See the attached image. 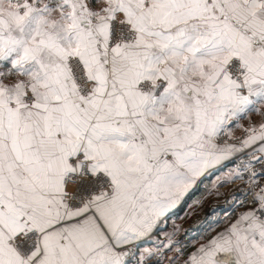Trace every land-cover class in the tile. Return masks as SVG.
Returning a JSON list of instances; mask_svg holds the SVG:
<instances>
[{"label": "snow or ice", "instance_id": "snow-or-ice-1", "mask_svg": "<svg viewBox=\"0 0 264 264\" xmlns=\"http://www.w3.org/2000/svg\"><path fill=\"white\" fill-rule=\"evenodd\" d=\"M0 264H264V0H0Z\"/></svg>", "mask_w": 264, "mask_h": 264}, {"label": "rangeland", "instance_id": "rangeland-1", "mask_svg": "<svg viewBox=\"0 0 264 264\" xmlns=\"http://www.w3.org/2000/svg\"><path fill=\"white\" fill-rule=\"evenodd\" d=\"M238 134H239V133H238ZM211 202H212V201H209L208 203H211ZM217 203H222V204H223V200L218 201ZM207 207H208V206H207V204H206L205 207H204V209L201 211L200 215L204 213V211L207 209ZM183 211H184V208H183V210H182L181 212H177V215L182 214ZM189 211H192V210L189 209ZM221 215H222V214H221ZM198 216H199V215H193L190 219H186V220H179V219H177V220H176V223L181 224L184 228H188L189 224H191V222H192L194 219L198 218ZM168 228H169V230H170V228H171V222L169 223Z\"/></svg>", "mask_w": 264, "mask_h": 264}, {"label": "water", "instance_id": "water-1", "mask_svg": "<svg viewBox=\"0 0 264 264\" xmlns=\"http://www.w3.org/2000/svg\"><path fill=\"white\" fill-rule=\"evenodd\" d=\"M218 204H220L221 206H223L222 203H218ZM205 212H207V209L204 211V213H205ZM204 213H203V214H204ZM203 214L199 215L198 218L194 219V220L191 222V224H189L188 228L191 227V225H192L195 221L201 219L202 216H203Z\"/></svg>", "mask_w": 264, "mask_h": 264}, {"label": "crops", "instance_id": "crops-1", "mask_svg": "<svg viewBox=\"0 0 264 264\" xmlns=\"http://www.w3.org/2000/svg\"><path fill=\"white\" fill-rule=\"evenodd\" d=\"M238 134V133H237ZM191 198H189V200H190ZM179 210V209H178ZM178 210H177V212H178ZM209 234H211V233H204L203 235H205V236H207V235H209ZM200 242H203V240H201Z\"/></svg>", "mask_w": 264, "mask_h": 264}, {"label": "trees", "instance_id": "trees-1", "mask_svg": "<svg viewBox=\"0 0 264 264\" xmlns=\"http://www.w3.org/2000/svg\"><path fill=\"white\" fill-rule=\"evenodd\" d=\"M183 208H184V207H181V208L178 210V212H181V211L183 210Z\"/></svg>", "mask_w": 264, "mask_h": 264}]
</instances>
